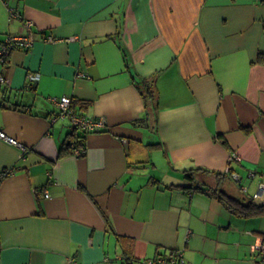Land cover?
<instances>
[{"label":"crops","instance_id":"1","mask_svg":"<svg viewBox=\"0 0 264 264\" xmlns=\"http://www.w3.org/2000/svg\"><path fill=\"white\" fill-rule=\"evenodd\" d=\"M26 21L35 41L11 53L0 90V130L29 149L22 160L0 139V173L14 169L0 179V264H119V238L137 259L228 264L220 252L255 218L213 189L264 202V0H0L1 41ZM62 97L104 121L78 133L79 157L70 120L54 122ZM196 168L206 194L186 179Z\"/></svg>","mask_w":264,"mask_h":264},{"label":"built area","instance_id":"2","mask_svg":"<svg viewBox=\"0 0 264 264\" xmlns=\"http://www.w3.org/2000/svg\"><path fill=\"white\" fill-rule=\"evenodd\" d=\"M11 19L18 16L16 12H14L12 9L9 10ZM32 22H25V26L28 29V31L24 34H18V35H8L5 40H0V84L1 85H7V80L5 77V73H3V70L8 63L9 56L11 53H13L15 50L23 49V50H30L35 38L34 35L30 31V27L32 26ZM46 41L53 42L51 38L46 39ZM39 80V75L32 74V76L29 77L30 82H37ZM54 104L59 107L60 113L58 115V118L54 119V122L58 121L59 119L67 118L70 120L71 130H76L78 133H90L92 131H95V128L101 127L104 124L103 120H91L87 117H85L82 114H78L75 109L72 106V99L68 97H62L61 99L54 100ZM80 133V134H81ZM0 139L4 140L7 144L14 146L18 148L21 151V158L22 160H25L26 153L29 151L28 147L26 145L21 144L18 140L14 138L8 137L3 131L0 130ZM69 151L70 154H73L74 156H81L83 153V149L81 147L77 146V142H71L69 144ZM236 159L240 160L238 157H235ZM13 170H3L0 173V179L7 177L8 175H11L13 173ZM44 192V197L46 199L50 198L49 191H46L45 189L42 190ZM258 198L264 199V183L260 184L258 187ZM260 250V247H259ZM261 252L264 254V243L262 244ZM172 264H178L176 262H173ZM181 264H190L189 262H184Z\"/></svg>","mask_w":264,"mask_h":264},{"label":"trees","instance_id":"3","mask_svg":"<svg viewBox=\"0 0 264 264\" xmlns=\"http://www.w3.org/2000/svg\"><path fill=\"white\" fill-rule=\"evenodd\" d=\"M259 60L264 63V54L260 55ZM3 87L4 86L0 84V90ZM4 89L6 90L7 88ZM142 97L145 102L146 114L149 115L150 112L155 114V111L157 109V101L155 98V91L153 90V85L151 82H142ZM3 107H6L4 103ZM71 134L76 137L78 147L84 143L83 136L78 135L76 130H73ZM66 149L69 151V145L66 146ZM203 172L204 170H202L201 168H196L194 169V171L192 170L186 173V179L190 180L193 184L192 190H196L206 194L204 188H202V186L198 184L195 178L196 173ZM213 174L216 175V177L222 175V173L219 172ZM212 195L216 197L218 201L220 200V202L226 207V209L231 215H234L237 218L245 220L264 216V202H255V200L251 198L240 200L239 198H235L232 196L229 197L228 195L224 194L222 189L218 187H215V189H213ZM118 243L120 244V247L123 250V254L119 264H172L173 262L181 264L183 263V261L186 262L178 251H174L169 254L157 255L156 257L147 260L139 258L137 259L134 254L133 241L127 238H119Z\"/></svg>","mask_w":264,"mask_h":264},{"label":"rangeland","instance_id":"4","mask_svg":"<svg viewBox=\"0 0 264 264\" xmlns=\"http://www.w3.org/2000/svg\"><path fill=\"white\" fill-rule=\"evenodd\" d=\"M7 61L9 63V59ZM8 63L6 64L5 68L8 67ZM57 110H58V113L56 117L58 118V115L60 113L59 107H57ZM65 119L66 118H63L62 120H65ZM190 183L191 182L189 181L188 184ZM226 185L230 186L229 183H227ZM233 185L237 186L236 184H233ZM245 224L248 227V228H245V230L240 229V227H238V226H244ZM245 224H240L238 220H234L233 225H238L237 227L239 228L240 231H237L238 233L231 235V237L228 239L229 244H227L222 249V251L220 252V255L224 257V259L227 261L228 264H264V261L262 259V257H264V254L261 252L263 243L260 244V250H259V246L256 248L258 252L250 253V247L251 245L255 243V239L257 238L258 233L256 235H252L248 233L249 231L252 232L255 230H260L259 229L260 227L264 228V216L256 217L252 221L248 223L246 222ZM262 239H264V237H262ZM239 242H241V244L238 245L237 243Z\"/></svg>","mask_w":264,"mask_h":264},{"label":"bare ground","instance_id":"5","mask_svg":"<svg viewBox=\"0 0 264 264\" xmlns=\"http://www.w3.org/2000/svg\"><path fill=\"white\" fill-rule=\"evenodd\" d=\"M258 195H259V193H258Z\"/></svg>","mask_w":264,"mask_h":264}]
</instances>
